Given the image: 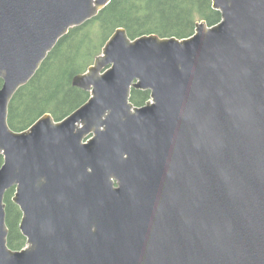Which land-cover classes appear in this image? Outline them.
Segmentation results:
<instances>
[{"label": "water", "instance_id": "95a60500", "mask_svg": "<svg viewBox=\"0 0 264 264\" xmlns=\"http://www.w3.org/2000/svg\"><path fill=\"white\" fill-rule=\"evenodd\" d=\"M111 2L0 0V264H264V0H211L221 21L184 39L117 29L73 78L83 106L11 129L17 92Z\"/></svg>", "mask_w": 264, "mask_h": 264}, {"label": "trees", "instance_id": "16d2710c", "mask_svg": "<svg viewBox=\"0 0 264 264\" xmlns=\"http://www.w3.org/2000/svg\"><path fill=\"white\" fill-rule=\"evenodd\" d=\"M202 21L210 27L221 21V13L212 8L211 0H112L96 18L71 29L33 79L17 92L9 106L11 129L25 131L46 114L59 122L83 106L90 93L75 87L73 78L88 71L117 29L124 28L132 40L152 34L184 39L193 36ZM2 86L0 79V89ZM150 96L149 91L133 90L131 102L142 107ZM2 164L0 155V167ZM13 196L14 189L5 195L8 245L22 250L27 241L20 231L22 213Z\"/></svg>", "mask_w": 264, "mask_h": 264}]
</instances>
